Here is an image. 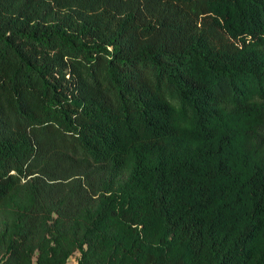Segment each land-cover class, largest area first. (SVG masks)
<instances>
[{
	"label": "trees",
	"instance_id": "trees-1",
	"mask_svg": "<svg viewBox=\"0 0 264 264\" xmlns=\"http://www.w3.org/2000/svg\"><path fill=\"white\" fill-rule=\"evenodd\" d=\"M264 264V0H0V264Z\"/></svg>",
	"mask_w": 264,
	"mask_h": 264
},
{
	"label": "rangeland",
	"instance_id": "rangeland-1",
	"mask_svg": "<svg viewBox=\"0 0 264 264\" xmlns=\"http://www.w3.org/2000/svg\"><path fill=\"white\" fill-rule=\"evenodd\" d=\"M79 255H80L79 252H77L75 255H73V257L69 260V264H78L77 260H78Z\"/></svg>",
	"mask_w": 264,
	"mask_h": 264
}]
</instances>
